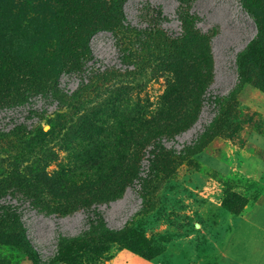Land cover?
Returning a JSON list of instances; mask_svg holds the SVG:
<instances>
[{
    "label": "rangeland",
    "instance_id": "rangeland-1",
    "mask_svg": "<svg viewBox=\"0 0 264 264\" xmlns=\"http://www.w3.org/2000/svg\"><path fill=\"white\" fill-rule=\"evenodd\" d=\"M240 4L0 0V264H264Z\"/></svg>",
    "mask_w": 264,
    "mask_h": 264
},
{
    "label": "trees",
    "instance_id": "trees-1",
    "mask_svg": "<svg viewBox=\"0 0 264 264\" xmlns=\"http://www.w3.org/2000/svg\"><path fill=\"white\" fill-rule=\"evenodd\" d=\"M241 8L244 10L245 13H247L249 16L253 17L256 25H260L262 20H258V16L261 15L262 17L264 14H262V10L259 4V0H241ZM244 56V53L240 55V59ZM227 202V201H226ZM233 202L229 201L227 204H225V208L228 210H231L232 212H235V209H231V204Z\"/></svg>",
    "mask_w": 264,
    "mask_h": 264
}]
</instances>
